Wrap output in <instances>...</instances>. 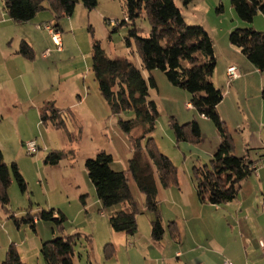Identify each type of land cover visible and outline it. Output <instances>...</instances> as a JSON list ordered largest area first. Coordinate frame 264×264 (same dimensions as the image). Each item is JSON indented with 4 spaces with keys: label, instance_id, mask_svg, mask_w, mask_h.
<instances>
[{
    "label": "rangeland",
    "instance_id": "obj_1",
    "mask_svg": "<svg viewBox=\"0 0 264 264\" xmlns=\"http://www.w3.org/2000/svg\"><path fill=\"white\" fill-rule=\"evenodd\" d=\"M219 6L206 3L204 9L210 12L207 18L214 31L217 66L213 81L217 85V81L223 80L222 89L227 95L230 82L228 74L224 77L223 68L228 60L236 59L226 49L232 31L228 27L252 26L264 31V12H258L249 23L238 18L231 0L225 1L224 10L218 9ZM48 14H52L50 19ZM125 16L124 0H98V6L92 11L79 3L73 15L57 20L50 9H44L31 23L19 25L9 18L4 1L0 0V150L9 166L13 162L18 164L27 182V189L22 191L13 177L9 211L0 206V261L5 258L9 244L15 243L25 263L46 264L41 253L43 242L80 233L75 239L74 264H184V258L176 254L182 247L174 240V230L182 233L188 230L197 235V230L213 228L206 216L203 221L195 214L202 210L201 206H209L199 200L195 167H211V159L220 145L219 132L211 119L187 105L191 99L189 92L171 84L162 70L154 69L152 74L158 87L151 88L150 93L157 103L159 116L152 136L160 151L177 166L179 184L164 188L157 179L165 234L159 241L152 238L154 215L145 209V196L129 171V159L133 155L131 135L138 136L141 128H136L131 135L122 130L119 120L132 118L133 112L113 114L92 71V46L98 40L110 58L128 56L149 76L140 56L130 54L126 45L131 22L113 31L114 26L105 20L121 21ZM187 22L193 23L189 19ZM58 23L62 28L61 49L45 28L50 25L56 29ZM135 23L141 29V36H150L151 25L144 10ZM22 40L32 45L34 58L18 52ZM17 67L18 71L14 72ZM30 70L32 75L28 74ZM20 72L24 75L18 77ZM32 99L39 105L32 106ZM47 101H55L58 107L70 110L71 115L64 112L63 117L72 135L41 121L38 107ZM172 117L180 124L197 120L202 130L201 142H177L170 123ZM33 139L40 148L30 154L23 142ZM99 149L111 153L112 169L125 171L129 178L141 209L134 235L116 232L111 227L110 216L124 209L123 204L104 208L98 200L85 161L95 157ZM51 150H73L74 154H67L57 165H51L46 163ZM52 208L65 214L63 228L51 220L40 219L34 231L28 223L18 227L12 218V215H26L28 211L37 213ZM171 222L174 226H169Z\"/></svg>",
    "mask_w": 264,
    "mask_h": 264
},
{
    "label": "trees",
    "instance_id": "obj_2",
    "mask_svg": "<svg viewBox=\"0 0 264 264\" xmlns=\"http://www.w3.org/2000/svg\"><path fill=\"white\" fill-rule=\"evenodd\" d=\"M3 1L9 18L18 24L32 21L44 9H50L55 19L59 20L73 15L79 3H83L89 11L98 6V0ZM193 1L181 0L183 5ZM231 5L238 18L249 23L253 22L258 12H264V0H231ZM124 6L126 16L121 21L117 20L113 31L131 22L125 42L130 54L137 53L140 56L142 66L149 72V76L146 77L128 56L110 58L98 40L92 46V71L111 112H133L132 118L119 120L122 130L131 135L136 128H141L138 136L131 135L133 155L129 159V171L145 196V209L154 215L152 238L159 241L165 234V227L159 208L158 180L164 188L178 185L179 171L171 158L160 151L152 136L159 116L157 103L150 93L151 88L158 87L152 74L154 69L162 70L171 84L189 92V103L200 115L211 119L219 132L221 142L211 159V167H195L200 201L222 205L235 200L241 183L256 170V163L248 156L235 154L233 137L218 111L224 92L213 81L217 58L214 40L208 30L200 24H189L176 0H124ZM143 10L151 25L149 37L141 36V29L135 23ZM105 20L108 22L109 18ZM60 28L58 23L56 29L59 32ZM229 38L233 46L239 48L260 71H264V31H258L252 26L236 27L230 32ZM18 52L27 58H34V49L27 40H22ZM262 98L264 100V89ZM69 111L58 107L55 101H47L41 107V121L44 124L50 122L55 128L65 130L70 135L63 117L64 112L70 116ZM170 123L177 142H201L202 130L197 120L180 124L172 117ZM67 154H74L73 150H51L46 156V163L57 165ZM113 160L111 153L99 149L95 157L86 159L85 166L103 207L118 204L125 206L110 216L113 230L134 235L138 230L137 214L141 209L133 196L126 172L112 169ZM13 177L22 191H25L27 182L18 164L13 162L9 166L0 150V206L5 211H9V188ZM12 218L18 227L28 223L34 231L40 219L51 220L62 228L66 220L65 214L54 208L41 209L37 213L28 211L26 215H12ZM172 225L171 222L169 226ZM80 236V233H76L43 242L41 253L46 264H74L75 239ZM0 264L27 263L22 260L16 244L11 243Z\"/></svg>",
    "mask_w": 264,
    "mask_h": 264
},
{
    "label": "crops",
    "instance_id": "obj_3",
    "mask_svg": "<svg viewBox=\"0 0 264 264\" xmlns=\"http://www.w3.org/2000/svg\"><path fill=\"white\" fill-rule=\"evenodd\" d=\"M225 1L195 0L183 5L181 0H176V3L182 8L186 20L189 19L192 24L203 25L213 38V26L207 18L213 8L210 6V12L207 13L204 5L221 4L224 10ZM51 15L48 14L49 19ZM37 17L38 14L35 18ZM32 21L19 25L29 24ZM231 30L233 27H228V31ZM226 49L235 55L236 59L226 62L223 68L224 77L226 78L227 68L231 65H236L241 75L228 83L230 89L227 95L224 93L218 111L233 137L235 154L248 156L256 163V170L241 183L235 200L222 205L201 201L208 203L209 206H201L202 210L195 214L203 221L206 216L213 228L210 230L206 228L202 232L197 230V235L189 233L188 230L183 233L174 230V240L182 247V251L178 249L176 254L177 257L184 258V264H224L226 259L232 264H264L262 246L264 243V100L262 98L264 71H260L239 48L231 43ZM16 71L18 67L16 70L14 68V72ZM22 74L23 72H20L18 77L24 75ZM28 74L32 75L33 72L30 70ZM217 82L218 87L222 88L223 80ZM30 104L33 106L38 103L32 99ZM43 105L38 107L40 113ZM187 105L192 106L189 102ZM203 232H206L204 237H202Z\"/></svg>",
    "mask_w": 264,
    "mask_h": 264
},
{
    "label": "built area",
    "instance_id": "obj_4",
    "mask_svg": "<svg viewBox=\"0 0 264 264\" xmlns=\"http://www.w3.org/2000/svg\"><path fill=\"white\" fill-rule=\"evenodd\" d=\"M108 23L115 26L117 25L118 21L117 19L109 18ZM45 28L52 34L55 45L59 49H61L62 39H61L60 32L57 29H55V27H52L50 25H45ZM227 74H228L229 82H231L232 80L240 77L241 72H240V69L236 65H231L228 67ZM25 147L27 149V152L30 154L36 153L38 149L40 148L36 140H31V141L26 142ZM262 246L264 247V243L262 244ZM224 264H232V262L226 259Z\"/></svg>",
    "mask_w": 264,
    "mask_h": 264
}]
</instances>
